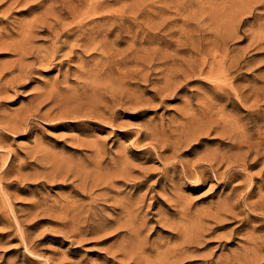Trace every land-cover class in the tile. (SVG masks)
Returning <instances> with one entry per match:
<instances>
[{"label": "rangeland", "instance_id": "obj_1", "mask_svg": "<svg viewBox=\"0 0 264 264\" xmlns=\"http://www.w3.org/2000/svg\"><path fill=\"white\" fill-rule=\"evenodd\" d=\"M37 1L9 6L12 0H0V72L6 74L3 80L14 76L18 65L23 62L20 46L41 50V55L46 54V47L53 43L48 31L42 32L39 24L33 25L32 20L41 13L33 12L37 6L29 8L28 4ZM124 9L133 15L132 20L138 13L141 28L139 37L145 35L149 39L150 32L160 31L157 25L163 23L160 26L163 28L160 33L164 34L161 40L176 51L180 46L175 38L180 32L188 34L191 31L194 38L201 35L199 43L204 47L200 53L194 54L196 63H201L207 55L210 61L213 60L214 66L219 67L216 60L221 59L224 52L228 51L227 65L231 60L237 59V68L236 65L232 66L230 73L228 71L217 83L208 78L209 67L202 74L178 76L176 80L180 85L172 94L165 92L166 95L158 90L159 84L163 83L160 74H151L149 80L131 78L128 91L132 94V100L128 97L123 105L115 106L117 111L113 124H105V121H96L91 117H81L85 119L79 123L71 117L49 120L30 116L32 128L29 131L5 130V134L1 136L0 149V264L123 263L119 259L123 257L113 258L107 248L110 247V251L118 250L125 240H129L131 233H117L111 229V233L103 235L104 237L98 233L80 234L74 229L71 214L67 215L65 209L69 201L84 203L88 198L72 195L71 191L76 183H73L72 175L64 180L60 177L53 178V174L49 172H52V165L77 164L92 157V148L80 144L79 138L98 139L109 157L117 153L128 157L133 176H137L139 180L144 175L147 176L142 188H136L137 185L127 186L122 182L117 183L114 188L121 191H115L114 194L133 195L134 200L141 193L148 192L139 218V222L143 219L144 223L138 236L140 240L163 250L181 240L175 228L180 225L179 222L184 224V228L187 227V231L183 230V233H189L192 240L184 249L183 253L186 255L183 254L173 264H230L229 260L233 264H249V261L250 264H264V0L252 6L248 0H120L106 10L119 13ZM103 20L104 18H98L95 22ZM133 22L127 20L125 25ZM72 38L64 35L60 40L70 41ZM114 38L115 35H112L109 40ZM124 41L119 47L127 46L131 39L125 37ZM170 41H173L172 44ZM218 41L221 42V51H218L219 55L214 59V52H218L210 47ZM60 43L59 41L58 44ZM88 45L74 46L71 51V44L67 43L52 65H41V68L38 66L30 77L17 79L11 87L8 86V92L1 96L3 100H0V112L10 114L28 106L34 107L38 95L54 85L55 80L70 87L67 95L78 93L80 97L82 94L80 102L86 101L84 98L90 93L83 92L82 88L77 90L83 80L80 70L82 66H89L100 59V55L91 49L93 45ZM153 46L155 45L151 44L149 47ZM51 50L50 47L48 52ZM179 54H183V51ZM191 109L198 116L211 117V124L220 133L215 129L210 134L202 132L199 139L183 141L175 148L177 154L181 152L178 154L179 159L194 161L202 152L209 150L224 152L230 148L231 138L236 134L252 135V139L260 140L262 144L258 145L260 153L254 148L251 154H247L245 166L231 161L236 164L233 166L226 161L219 168V173L226 171L224 176H231L226 189L221 174L215 176L213 170L206 172L209 178L201 183L192 178L177 177L178 187L170 185L164 189L162 184L166 179L155 185L158 177L165 172L163 165L171 159L161 158L156 153L150 154L134 141L137 137L141 145L144 143L151 147L161 144L162 141L146 136L145 132L152 133L156 129L161 132L167 130L170 135L177 133L187 124L185 115ZM175 128L177 130L173 131ZM248 149L245 146L240 151L238 147H234L230 152L236 158H241L242 153H246ZM173 150L172 147L162 151V154L169 155ZM108 164L109 159L104 162V165ZM178 167L181 168V165ZM237 170L246 174L250 172L249 178L253 179L243 175L232 176ZM1 174L4 175L3 178ZM170 177L171 174H168V178ZM152 186L154 188H150ZM249 190H253L251 196H248ZM225 201L234 204L232 210ZM112 202V199L99 200L98 208L104 214L116 216L117 209L110 207ZM181 205L189 212L186 221L177 213Z\"/></svg>", "mask_w": 264, "mask_h": 264}, {"label": "bare ground", "instance_id": "obj_2", "mask_svg": "<svg viewBox=\"0 0 264 264\" xmlns=\"http://www.w3.org/2000/svg\"><path fill=\"white\" fill-rule=\"evenodd\" d=\"M30 1L31 0H12L9 6H12L16 3L19 4L21 2L29 3ZM33 1L35 0H32V2ZM116 1L120 0H38L37 2H31L30 4H28L29 8L37 6L33 9V12L38 11L39 13H41L32 20L33 25L36 24L37 26V24H39L42 27V32L48 31L50 38L53 39V43L52 45L46 47L47 53L41 55V50H39V52L34 50L32 47L20 46L19 51L23 62H20L18 68L16 66L18 70L17 73L11 78H6L5 80H3L6 74L2 71L0 72V100H3L1 99V96L4 93L8 92V86L17 82V79L21 80L30 77L31 72L37 71L38 66H40L41 68L42 66L47 64L52 65L51 63H53V60L67 43L71 44V51L74 50V46L78 47L87 44H89L88 46L93 45L91 49H94V51L100 55V59L95 63H91V65L89 66H82L83 68L82 70H80V74L83 77V80L82 82H80L81 87H79L77 90L82 88L83 92L90 93L89 96L84 98L86 99V101L83 100V102H80V100H82V94H80V97L78 96V93L67 95V91L70 90V87L62 84L58 80H55L54 85L48 88L47 91L45 90L38 95V100L34 104V107L28 106L24 109L22 108L19 111L10 114L0 112V149H2L1 136L5 134V130H10L12 132H25L29 131L32 128V125H30V116H40L43 119L49 120L71 117L79 123L84 122L85 118L83 119L81 117H91L95 118L96 121H105V124H113L117 111V109H115V106L123 105L128 101V97H130L132 100V94L128 91L129 85L131 83V78L138 77L140 79L149 80L151 74H160L161 78L163 79V83L159 84L158 90L164 92V94L165 92L168 94H172L174 90H176L175 88L180 85V82L178 83V80H176L178 76H189L191 74L193 75L197 73L202 74L205 72L206 68L209 67L210 69L208 70V72L210 73V75H208V78L211 79V81L217 83V80H221L223 76H226L229 69H231L232 66L238 63L237 59H233L234 61L231 60L229 65H227L229 56L228 51H225L224 54L222 53L223 55L221 59L216 60L217 63H219L217 65L219 67L214 66L213 60L210 61L207 55L203 57V61L201 63H196L197 59L194 54L200 53L204 49V47L199 43V40L202 39L201 35H198L196 36V38H194L195 36L191 31L188 32V34L180 32L178 37L175 38L177 44L180 47L176 48V51H173V49H170L171 46L164 44L161 40L164 37V34L160 33L161 29H163L160 26H162L163 23L157 25L160 28L158 29L160 31L150 32L151 36L149 37V39L145 35L142 38L139 37L141 28L138 22V13L134 15L135 17L132 20L133 15L131 16L128 13L127 9H124L119 13L111 10H106L108 7L116 3ZM259 1L261 0H248V3L250 6H252ZM240 2H244V0H240ZM98 18H104L103 22L96 23L95 19ZM127 20H129L130 22H134L125 25V22ZM64 35L73 37L72 40H70L71 42L69 40H60ZM112 35H115V38L113 40H109V37ZM125 37L130 38L131 41H129L127 46L121 48L119 47V45L123 43ZM59 41L61 42L60 44H58ZM172 42L173 41H170V44H172ZM215 43L216 44L213 47L211 45L210 48L211 50H215L218 52L221 47V42L218 41ZM151 44L155 46L149 47ZM50 47L52 48V50L51 52H48ZM182 51L183 54H179ZM186 55L189 56L187 57ZM218 55L219 52L218 54L214 52V59L218 57ZM29 57H31V60L27 61V58ZM11 72L14 73L15 70H12ZM201 77L204 78L203 76ZM209 79L207 81H209ZM145 82L147 83V81ZM222 82L224 83L223 80ZM217 85L220 86V84ZM228 86L231 87V85ZM233 86L232 88L235 89ZM251 106H254V104ZM45 107L47 108L44 109ZM85 107H87L88 109H84ZM120 107L121 106H119V108ZM186 114L187 115H185V117L188 122L186 125H183L177 133H173L172 135H170L167 130L161 132L156 129L153 130L152 133H148L147 131L145 132L146 136L150 135L158 139L159 141H162L160 142L161 144L152 145L151 147L153 148H151L149 144L143 143L141 145L140 139L137 137L136 140H134L137 146L140 145L142 146V148H144V151L149 152L150 154L156 153L161 158L165 157L167 159H171L168 161V163L166 162L167 164L163 165L165 172L158 177L155 185L159 184L160 180L166 179V182L162 184L164 189H166L170 185L173 187H178L179 184L176 182L177 177H186L189 179L192 178L194 181L201 183L209 178L206 172L213 170L215 176L221 174V179L224 183V189H226L229 186L231 176H224L226 174V171L219 173V168L224 166L223 164L226 161L230 163L231 161L237 162V165L239 166L244 165L246 161H248L247 154H251L254 148L258 153H260V147L258 148V145H262L260 140L255 141L254 139H252V135L249 134H236L233 138H231L232 142L229 146L230 148L224 152H220V150H204L205 152H202L201 155L194 161L184 160L182 158L179 159L178 154H180L181 152L177 154L175 148L179 146L183 141L199 139L202 132L204 134H210L211 131L215 129L217 130V133H220L217 127L211 124V117L198 116L194 109H191V111H189V113L187 112ZM202 118L206 119L202 120ZM223 119L225 118L223 117ZM224 128V130H226V127ZM176 130V128L173 129V131ZM229 137H231V135ZM78 140L80 144L85 145L90 149L92 148V157L84 162L77 164H66L62 163L61 161L62 164L59 163L52 165V172L49 171L53 174V178L60 177L64 180H67L72 175L73 178L71 179L73 180V183L76 182L74 184L73 190L71 191L72 195L88 198V200L84 203H78L77 200H72L69 201L66 205L65 211L67 212V215L71 214L70 216L73 220L74 229L78 230L80 234L98 233L101 236L107 235L108 233H111V231H117V233L127 231L131 233L129 240H125L123 245L118 250L116 249L114 251H110L111 248H107V251L111 254V256H113V258L119 256L123 257L119 258L123 261V263L120 264H173V261L180 259L184 254L183 252L185 251L184 249L186 245L189 244V242L192 240V237L189 233L186 232L187 234L184 235L183 230L187 231V227L185 226L186 228H184V224H182V222H179L180 225L178 224L175 227L177 229L178 237H181V240L176 242L173 246H169L163 250L149 246L147 242L142 241L138 238L139 233L142 232V227L144 225L143 219H141L142 222L140 223L139 218L142 212L143 201L148 192L146 191L141 193L139 197L136 198V200H134L133 195L118 196L117 194H114V192L116 191V189L114 188L116 187L117 183L122 182L127 186L137 185L136 188H142L145 185V179L147 178V176L144 175L143 179L140 180L137 179V176H133L130 171L131 167L128 157L121 153H117L114 154V156L109 157L98 139L87 140L85 138H79ZM153 142L155 143V141ZM245 146H248L249 149L246 151V153H242L241 158H236V156H234L230 152L234 147H238L241 151V149ZM161 147L163 149H161ZM172 147L174 148V150L171 154H162V151H167ZM37 150L39 151V149ZM108 159L109 164L104 165V162ZM5 162L7 163V160ZM37 163L39 162L37 161ZM233 164L236 165L235 163ZM179 165H181V168L178 167ZM199 168H201V170H199ZM234 169H237V167ZM246 171L247 169L245 170V172ZM249 173L250 172H248V174ZM168 174H171L170 178H168ZM248 174L242 173L241 171L237 170L234 171V173H232L231 175H243L244 177L249 178L250 176ZM4 175H2V178L4 177ZM252 176L254 177L253 174ZM150 188H154V186ZM252 191L253 190H249L248 196H251L253 194ZM116 192L119 193L121 191ZM241 193L243 196V192ZM111 199L113 200V205H110V207H113V209H117L116 216L104 214L102 209L98 208L99 200L105 201ZM43 204L45 205L46 203H41V205ZM227 204L229 205L230 209L234 207V204L232 205L231 202H228ZM107 207H109V205ZM180 207L181 209H178L177 213L182 220L184 219V221H186L189 212L185 206L181 205ZM193 225L194 224H192V226ZM196 230L199 231L198 229ZM252 243L256 244V242L254 241H252ZM112 246L113 245H111V247ZM152 251H154L155 254H153ZM108 259L112 260L111 258ZM123 259H125L127 262ZM228 262L230 264H233V262H231L230 260Z\"/></svg>", "mask_w": 264, "mask_h": 264}]
</instances>
